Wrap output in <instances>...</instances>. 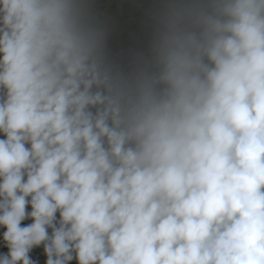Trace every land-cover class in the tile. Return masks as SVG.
Here are the masks:
<instances>
[{
    "label": "clouds",
    "instance_id": "clouds-1",
    "mask_svg": "<svg viewBox=\"0 0 264 264\" xmlns=\"http://www.w3.org/2000/svg\"><path fill=\"white\" fill-rule=\"evenodd\" d=\"M134 7L0 0V264H264V0Z\"/></svg>",
    "mask_w": 264,
    "mask_h": 264
},
{
    "label": "crops",
    "instance_id": "crops-1",
    "mask_svg": "<svg viewBox=\"0 0 264 264\" xmlns=\"http://www.w3.org/2000/svg\"><path fill=\"white\" fill-rule=\"evenodd\" d=\"M127 2L137 6L130 9L132 15L136 16L138 19H143L144 13L153 7L156 0H127ZM4 250L6 251V249ZM44 259L45 257L40 260L41 264H43Z\"/></svg>",
    "mask_w": 264,
    "mask_h": 264
},
{
    "label": "built area",
    "instance_id": "built-area-1",
    "mask_svg": "<svg viewBox=\"0 0 264 264\" xmlns=\"http://www.w3.org/2000/svg\"><path fill=\"white\" fill-rule=\"evenodd\" d=\"M41 249H37V250H34V252H33V257L34 258H39L40 260H42V258L44 257L43 255H40V253H41Z\"/></svg>",
    "mask_w": 264,
    "mask_h": 264
}]
</instances>
